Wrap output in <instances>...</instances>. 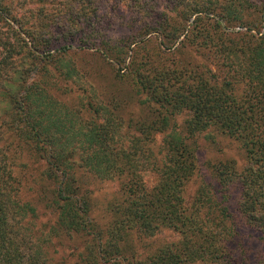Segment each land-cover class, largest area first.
Returning <instances> with one entry per match:
<instances>
[{
  "label": "trees",
  "instance_id": "16d2710c",
  "mask_svg": "<svg viewBox=\"0 0 264 264\" xmlns=\"http://www.w3.org/2000/svg\"><path fill=\"white\" fill-rule=\"evenodd\" d=\"M116 1L134 19L130 34L99 39L90 48L127 86L138 112L123 118L121 102L92 104L84 120L81 109L51 94L42 64L61 65L60 57L88 47L79 39L81 45L47 40L54 16L45 5H59L57 20L78 27L92 0H0V104L11 112L15 137L33 141L45 159L57 229L87 238L85 264H264L260 254L248 256L240 232L243 221L264 231V4ZM236 26L245 31L226 32ZM38 70L47 81L30 83ZM180 114L187 116L182 125ZM208 129L235 141L247 162L242 168L234 161L212 164L210 180L187 204L194 137ZM3 143L0 125V264H51L44 243L32 234L35 208L18 196L14 158ZM78 169L119 185L103 228L90 217L89 198L76 183ZM146 175L153 176L152 187ZM162 229L176 232L179 241L137 258L126 240L130 232L143 240Z\"/></svg>",
  "mask_w": 264,
  "mask_h": 264
},
{
  "label": "rangeland",
  "instance_id": "374dc122",
  "mask_svg": "<svg viewBox=\"0 0 264 264\" xmlns=\"http://www.w3.org/2000/svg\"><path fill=\"white\" fill-rule=\"evenodd\" d=\"M64 1L61 2L62 5ZM253 3L262 5L264 0H253ZM53 5H45L48 10L47 13L50 15L53 13L52 16H54L48 20L53 25L49 27L48 33L45 34L47 40L56 42L55 44L71 42L81 45L76 41L79 39L88 48L81 51L73 50L60 57L63 59L61 65L50 61L42 64L50 73L48 82L51 86L48 89L51 90V94L60 103H65L68 108L81 109V116L84 120L90 117L91 114L88 108L92 104L102 108L105 105L109 107L114 103L121 102L124 107L121 113L123 118L129 113H137V108L131 99L127 86L117 80L110 64L100 54L94 52V49L90 48L99 39H119L130 34V24L133 25L132 21L134 19L127 11L125 3H118L116 0H92L93 8L87 13V17H80L82 15L73 12L76 17H80L78 21L84 23H77L78 27L73 26L71 22L58 21L59 10L57 8L59 5ZM252 16L257 18L255 13H252L250 18ZM48 22L46 21L45 25ZM262 26H264V22H262ZM79 27L82 31L79 30ZM242 31H245V28L237 26L226 30L229 33ZM263 31L264 29L261 30V33ZM256 35L260 36V34ZM70 69L74 71L66 76ZM33 80L38 82L47 81L44 76L42 77L41 70L31 75L29 78L30 83ZM6 110L8 108L5 103L0 104L3 144L14 158L12 172L16 178L15 185L18 189V196L22 201H26L35 208L33 213L34 225L30 227L32 234L37 240L44 243L51 264H85L82 261V253L87 238L66 235L57 229V211L51 201L54 196V184L46 176L45 159L36 151V144L33 141L28 143L15 137L16 130L10 123L11 112ZM104 115L105 113H98L99 122L104 121L102 119ZM186 118L185 114H180L176 118L177 124L182 125ZM161 138L158 135L156 142L159 143ZM194 138V144H196L195 172L185 185L183 193L187 204L191 202L200 184L203 181L210 180V166L212 164L234 161L236 167L242 168L247 162L239 145L220 132L208 129L197 134ZM75 178L82 194L89 198L92 221L96 226L105 227L111 220L108 211L109 206L118 200L120 196L118 183L116 181L99 180L82 169L76 171ZM144 179L150 187L155 183L151 175H146ZM240 232L246 253H249L248 256L257 253V255L260 254L258 258L264 259V231L263 233L256 231L243 221L240 225ZM35 238L33 239L36 240ZM126 240L134 249L137 258H145L165 244L177 243L179 235L172 230L162 229L154 236L140 240L137 233L130 232Z\"/></svg>",
  "mask_w": 264,
  "mask_h": 264
}]
</instances>
